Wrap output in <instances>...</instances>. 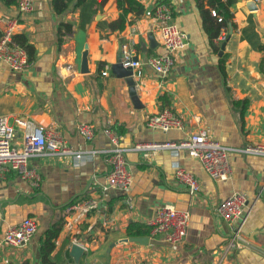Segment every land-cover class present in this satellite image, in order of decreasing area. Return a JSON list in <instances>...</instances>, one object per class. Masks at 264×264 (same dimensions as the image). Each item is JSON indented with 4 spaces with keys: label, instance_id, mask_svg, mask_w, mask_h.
<instances>
[{
    "label": "crops",
    "instance_id": "0c3cea01",
    "mask_svg": "<svg viewBox=\"0 0 264 264\" xmlns=\"http://www.w3.org/2000/svg\"><path fill=\"white\" fill-rule=\"evenodd\" d=\"M88 1L92 5L82 6ZM135 1L143 12L137 17L127 14L122 31L106 27L120 13L116 0H82V5L72 0L59 15L50 0H33L27 15H19L14 4L0 2V18L17 19L14 37L33 50L22 72L0 62V117L12 127L13 142H21L22 128L16 120L26 119L58 132L73 150L94 152L84 153L79 166L65 157L30 159L27 167L39 176L37 187L11 171L0 176V238L7 226L24 218L36 223L35 234L23 246L1 249L0 264H41L39 241L55 224L60 231L50 255L53 264H213L222 257L230 231L216 207L232 193L246 200L238 226L244 243L225 256L224 264H264V158L238 152L252 145L264 147V0H233L228 8L232 28L221 29L218 37L225 33L224 39L211 43L202 31L198 9H207V0H162L185 37L184 47L165 76L143 64L132 71L139 109L132 106L124 81L110 73L120 46L130 40L137 61L162 53L149 14L159 0ZM147 8L151 9L145 13ZM60 23L69 24L71 32L58 46ZM83 53L85 73L80 72ZM164 108L183 119V130L161 133L144 126L146 117ZM82 123L92 126L90 141L75 132ZM104 128L114 130L119 146L127 149L140 143H176L202 128L211 140L233 149L229 178L211 180L185 150L128 151L131 185L123 193H102L107 172L102 152L110 148ZM176 166L196 179V195H189L174 179ZM86 198L95 203L92 209L63 216L68 204ZM164 204L188 212L180 244L151 239L149 231L138 237L146 238L145 244L122 242L129 238L130 224L148 227L147 221ZM73 239L83 250L76 261L69 255Z\"/></svg>",
    "mask_w": 264,
    "mask_h": 264
},
{
    "label": "built area",
    "instance_id": "2783aa9c",
    "mask_svg": "<svg viewBox=\"0 0 264 264\" xmlns=\"http://www.w3.org/2000/svg\"><path fill=\"white\" fill-rule=\"evenodd\" d=\"M257 2L258 0H253ZM16 11L19 15L30 14L33 10V0H16ZM211 17L220 22V17L213 10H209ZM150 17L154 21L153 32L157 34L162 53L148 56L143 61H133L134 49L132 40L120 46V62L123 67L138 69L142 64L148 66L155 74L165 76L170 71L175 55L184 47L185 37L172 21L170 8L163 3L152 7ZM2 29L0 30V62L13 72H22L28 67L25 50L15 41L14 35L18 27L17 19L0 18ZM224 30H222L223 32ZM225 33H221L218 40L221 41ZM101 75H105L102 71ZM22 128L21 142L17 146L13 140V129L4 117H0V176L6 172H13L16 176L37 187L39 176L33 169L27 167L30 159L41 156L53 158L65 157L73 166H79L84 152L73 150L64 145L58 132L34 126L26 119L16 120ZM183 119L178 117L168 108L161 109L157 113L145 118L144 126L150 131L166 133L169 131L183 130ZM75 132L84 141H90L93 137L92 126L77 124ZM103 135L110 144V148L104 150V162L107 172L103 177L100 190L103 192L112 190L123 193L131 185L132 176L127 168L126 153L128 151H156V150H185L189 157L196 159L203 172L213 181H225L230 175L229 153L232 148L221 146L211 140L204 129L197 128L183 140L172 143H140L131 148H122L118 144V134L104 128ZM237 151V150H235ZM248 155L264 158V147L252 145L238 150ZM174 179L185 189L189 195H196L199 190L196 179L186 173L182 168L175 167ZM264 195V186L261 188ZM245 197L239 193H232L221 200L216 207V214L230 230L223 246V253L213 264H224V258L235 249L243 245L239 225L241 224L242 208ZM95 203L91 199H80L68 204L63 209V216L81 210H90ZM130 207V205H128ZM189 215L186 211L175 210L172 206L164 204L158 207L154 216L147 221L149 237L167 245H178L182 242L188 227ZM36 232V223L32 218H24L14 226H7L0 238V251L3 247L18 248L23 246ZM71 244L78 245L76 240Z\"/></svg>",
    "mask_w": 264,
    "mask_h": 264
},
{
    "label": "trees",
    "instance_id": "16d2710c",
    "mask_svg": "<svg viewBox=\"0 0 264 264\" xmlns=\"http://www.w3.org/2000/svg\"><path fill=\"white\" fill-rule=\"evenodd\" d=\"M71 1L72 0H50L51 9L56 15H59L65 11L67 5ZM195 1L197 3L198 0ZM0 2H2L6 6L16 4V0H0ZM232 2L233 0H207V9H204L202 8V6H199L197 4L199 9L201 28L209 43H211L218 37L221 29L228 30L232 28L233 24L231 22V15L228 10ZM77 3L79 5H82L83 2L82 0H77ZM160 3L165 4L166 2L159 0L155 3V5ZM116 4L120 13L116 20L106 25V27H108L112 31H122L125 28V26L128 24L127 14L132 13L135 15V17H137L143 12L142 7L135 0H116ZM90 5H92V2L88 1L85 2L82 6ZM209 10H213L215 14L221 18L220 22H216L215 18L210 17ZM89 18L90 15L88 16V19ZM85 20L83 19V22L81 21V27H83V23L85 22ZM70 32L71 26L69 24L60 23L58 25L56 33V43L58 46L63 42V37L65 35H68ZM14 39L25 50L27 61L30 62L32 60L33 54L32 47L27 44L24 39H20V37H14ZM223 62V59H220L218 63L219 70L221 72H223ZM166 105L167 103H164L163 106ZM59 231V224L52 225L44 231L42 238L39 241V247L37 251L38 259L41 264H53V262L50 260V255L54 249V242ZM148 231V227L134 224H130L126 229V233L129 238H138L146 234V232Z\"/></svg>",
    "mask_w": 264,
    "mask_h": 264
},
{
    "label": "water",
    "instance_id": "95a60500",
    "mask_svg": "<svg viewBox=\"0 0 264 264\" xmlns=\"http://www.w3.org/2000/svg\"><path fill=\"white\" fill-rule=\"evenodd\" d=\"M253 6L254 3L252 2ZM151 8H147L145 13L149 12ZM150 46L153 45V38L149 37L148 38ZM224 47V42L221 43L220 47H219V52H221L223 50ZM120 51V49H119ZM118 51V55L116 57V61L114 64H112L110 66V73L112 75H114L116 78L122 79L127 87V93L128 96L130 98V101L132 103V106L134 108L139 109L140 105L138 104L136 95H135V91H134V87L135 84L132 80V69L130 67H123L121 62H120V53ZM130 62L135 61V59H130ZM85 53H83L81 55V62H80V72L81 73H85L86 72V67H85ZM122 242H133V243H138V244H145L146 243V238H127L125 240H122ZM82 248L78 245H71L69 248V255L76 261L79 256L82 254Z\"/></svg>",
    "mask_w": 264,
    "mask_h": 264
}]
</instances>
